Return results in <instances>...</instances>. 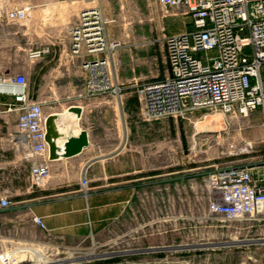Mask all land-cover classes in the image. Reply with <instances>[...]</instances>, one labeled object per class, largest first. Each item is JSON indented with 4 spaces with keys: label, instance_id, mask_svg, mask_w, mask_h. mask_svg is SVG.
Here are the masks:
<instances>
[{
    "label": "crops",
    "instance_id": "obj_1",
    "mask_svg": "<svg viewBox=\"0 0 264 264\" xmlns=\"http://www.w3.org/2000/svg\"><path fill=\"white\" fill-rule=\"evenodd\" d=\"M60 1L66 2L20 0L17 5L32 7L30 18L20 23L0 20V76L28 77L30 97L42 105L48 121L51 158L49 178L34 187L32 163L16 156L7 139L16 131L17 114L6 112L12 101L0 96V196L9 192L15 203L10 210H0V217L14 216L51 242L74 245L89 236L99 239L110 221L125 214L127 203H138L139 190L154 188L160 181L170 185L172 176L194 174L199 168L173 173L171 165L157 167L156 126L140 118L138 98L140 88L162 81L170 73L165 36L189 32L187 28L177 30L167 20L184 23L188 19L167 18L162 35H156L148 23L133 26L122 35L124 47L116 58L123 92L117 100L85 90L83 66L94 57L73 54L68 29L77 23L80 11L63 9ZM111 1L98 0L107 16H112ZM47 47L48 54L30 58L32 52ZM84 132L88 144L80 153L67 156L68 144ZM252 168L255 181L264 185V167L255 162ZM84 172L91 187L87 197L80 191ZM34 216L43 218L48 233L34 223ZM7 239L0 237V253L5 242H10Z\"/></svg>",
    "mask_w": 264,
    "mask_h": 264
},
{
    "label": "built area",
    "instance_id": "obj_2",
    "mask_svg": "<svg viewBox=\"0 0 264 264\" xmlns=\"http://www.w3.org/2000/svg\"><path fill=\"white\" fill-rule=\"evenodd\" d=\"M156 1L163 18L184 16L191 19L194 29L165 36L170 73L164 80L140 88V118L145 122L165 118L191 121L193 114L203 110L236 121L247 119L256 111L264 115V0ZM31 9V6L2 4L0 20L26 21L31 16ZM109 22L100 7H85L81 9L77 23L69 27L68 35L72 39L74 55L94 57L83 66L87 93L121 100L123 88L116 52L124 47V42L108 40L106 24ZM49 52V47L37 50L30 58L39 59ZM201 53L205 55L199 57ZM0 96L12 101L6 112L17 114L16 131L10 132L7 139L16 156L32 163V185L39 187L51 174L43 107L31 99L25 75L0 76ZM197 135L199 133H195ZM246 145L252 148L251 143L246 142ZM255 162L264 167V154L251 162L210 166L207 187L214 197L211 200L212 215L241 221L262 211L264 185L254 179L252 164ZM80 187L85 193L91 190L86 172ZM14 206L9 192L0 196L1 211ZM33 221L49 232L43 218L34 216ZM26 262L35 264L33 260L0 258V264Z\"/></svg>",
    "mask_w": 264,
    "mask_h": 264
},
{
    "label": "rangeland",
    "instance_id": "obj_3",
    "mask_svg": "<svg viewBox=\"0 0 264 264\" xmlns=\"http://www.w3.org/2000/svg\"><path fill=\"white\" fill-rule=\"evenodd\" d=\"M19 2L0 0V5L15 6ZM86 2L60 1L59 6L78 12L85 6L99 7L98 0H91V6L85 5ZM110 3L112 16L103 13L111 21L106 24L109 41H123L122 35L126 36L131 27L145 23L155 28L156 35H162L167 18L186 19L184 16L163 18L156 0H112ZM187 19L184 23L178 19L167 22L177 30L190 31L192 25ZM204 55L201 53L199 57ZM210 113L206 110L195 113L191 121L173 118L153 121L157 167L171 165L173 173L196 167L197 173L172 176L170 185L160 181L154 188L139 190L138 203H127L125 214L110 221L99 239L89 236L74 245L51 242L29 223L2 214L0 237H8L10 242H5L0 258L10 260L11 255L19 259L16 252L5 253L28 247L39 264H264V208L241 221L212 215L214 197L207 187L212 164L251 162L264 154V115L257 111L247 119L236 121ZM213 117L216 118L208 122ZM219 119L222 121L217 123ZM199 122H204L199 125L204 124L201 130L197 127ZM89 192L81 191L85 197ZM25 241L42 245L35 247ZM33 258L26 254L21 257L27 261H34Z\"/></svg>",
    "mask_w": 264,
    "mask_h": 264
},
{
    "label": "water",
    "instance_id": "obj_4",
    "mask_svg": "<svg viewBox=\"0 0 264 264\" xmlns=\"http://www.w3.org/2000/svg\"><path fill=\"white\" fill-rule=\"evenodd\" d=\"M49 126H48V121H47V139L50 144V139H49ZM88 144V138H87V133H82L81 137L78 140H72L68 146H67V156H74L78 153L81 152L83 147H85Z\"/></svg>",
    "mask_w": 264,
    "mask_h": 264
},
{
    "label": "bare ground",
    "instance_id": "obj_5",
    "mask_svg": "<svg viewBox=\"0 0 264 264\" xmlns=\"http://www.w3.org/2000/svg\"><path fill=\"white\" fill-rule=\"evenodd\" d=\"M84 4H85V3H84ZM90 4H92V3H91L90 1H87L85 5L89 6ZM95 4H96V3H95ZM90 6H91V5H90ZM83 7H84V6H83ZM85 7H86V6H85ZM77 9H78V8H77ZM214 118H216V117L211 118L208 122L213 121ZM219 121H222V120L219 119V120L217 121V123H218ZM208 122H207V123H208ZM200 123L202 124V123H204V122H199V123L197 124V127L201 130L204 124L201 125V126H199ZM36 246H37V245H36ZM21 247H23V246H21ZM36 250H38V251L40 252V250H39L38 248H37ZM15 252H16L17 254H19L20 258H19V259H16L15 257H12V256L10 255V260L15 259V260H17V261H20V260H22L21 257H24L25 254H26V255H29V256L32 257V258H33V256H34L32 253L29 252V248H28V247H25V248H18L17 250H14V251L8 252V253H6L5 255H7V254H15ZM33 259H34V261L36 260V258H33ZM35 264H39V263H37V262L35 261Z\"/></svg>",
    "mask_w": 264,
    "mask_h": 264
}]
</instances>
